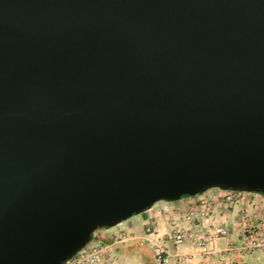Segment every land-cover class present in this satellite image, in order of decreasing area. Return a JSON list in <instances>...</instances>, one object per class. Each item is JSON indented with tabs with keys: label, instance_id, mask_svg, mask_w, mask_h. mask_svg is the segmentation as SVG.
<instances>
[{
	"label": "water",
	"instance_id": "1",
	"mask_svg": "<svg viewBox=\"0 0 264 264\" xmlns=\"http://www.w3.org/2000/svg\"><path fill=\"white\" fill-rule=\"evenodd\" d=\"M211 189L264 195V0H0V264Z\"/></svg>",
	"mask_w": 264,
	"mask_h": 264
},
{
	"label": "built area",
	"instance_id": "2",
	"mask_svg": "<svg viewBox=\"0 0 264 264\" xmlns=\"http://www.w3.org/2000/svg\"><path fill=\"white\" fill-rule=\"evenodd\" d=\"M212 190L214 189L194 197L184 198V200L194 199V201L187 205L181 211L182 213H179V210H174L169 214L171 218L168 224L169 230L163 232L160 240L157 235L158 232L152 224L144 226L143 237H135L124 229H118L111 234L112 241L110 244L103 245L98 240L91 239V237L82 249L62 264H111L108 258L109 247L131 242H136L139 246H142V244L148 246L156 264H166L171 258L180 262L184 260V257L201 260L202 264H236L237 262H227L225 256L218 253L225 250L257 251L264 243L261 245L255 244V238L258 237L259 240L264 241V235H261V233L259 235L258 233L253 234L244 227L237 234V246L220 250L222 241L228 240L232 235V226L231 222L226 221L227 215L230 213L229 209L217 210L218 208L214 203L220 197L222 202L231 206L239 202L242 194L249 193L216 189L221 192L219 196L211 194ZM182 245H187L190 252L185 254L176 253V248ZM172 249H174L173 253Z\"/></svg>",
	"mask_w": 264,
	"mask_h": 264
},
{
	"label": "rangeland",
	"instance_id": "3",
	"mask_svg": "<svg viewBox=\"0 0 264 264\" xmlns=\"http://www.w3.org/2000/svg\"><path fill=\"white\" fill-rule=\"evenodd\" d=\"M211 194L219 195L221 194L220 191L214 189L211 191ZM186 198V197H184ZM184 198H181V201H175V202H166L161 201L155 203L153 206L154 211L156 212L157 216L159 217V221L157 223H154V227L157 229V232L160 233L159 240L163 233L168 229V224L171 221V218L169 217V214L173 212L174 210H179V213H182L183 209L186 208L187 205H190L194 199H188L184 200ZM214 205L218 208L217 210L222 209H229L230 213L227 215L226 221L231 222L232 231L231 236L228 240L222 241L220 250L221 249H227L232 246L238 245L237 240V234L240 233L242 228L246 227L249 231H251L253 234L258 233V235L261 233V235H264V196L261 194L256 193H249V194H242L240 196V200L237 204L228 206L224 202L221 201L220 197H218L217 201L214 203ZM152 207V206H151ZM142 215L140 214L137 216H133L125 221V223L129 224L132 223V231L139 228L137 223H135L136 219L141 218ZM98 230V229H97ZM135 232V231H134ZM142 233V230L140 231ZM139 232V234H140ZM109 240V236L107 237ZM106 241V243H110L112 240ZM161 243V242H160ZM255 244H263V240H259L258 237L255 238ZM143 246V244H142ZM256 250V249H255ZM187 251H179L178 254H185ZM173 253V251H172ZM222 256H225V260L227 262L232 261L234 263L239 262H253L255 264H264V245H261L257 251L254 252H246V251H222V253H218ZM174 258H171V260L168 261L166 264H202L201 260L198 259H187L184 257V260L180 261H172ZM174 262V263H173ZM177 262V263H176Z\"/></svg>",
	"mask_w": 264,
	"mask_h": 264
},
{
	"label": "crops",
	"instance_id": "4",
	"mask_svg": "<svg viewBox=\"0 0 264 264\" xmlns=\"http://www.w3.org/2000/svg\"><path fill=\"white\" fill-rule=\"evenodd\" d=\"M181 201V200H179ZM155 206H152L150 209L145 211L144 215H142L141 218L136 219L135 223L139 226V228L132 231V223L129 224L125 223L123 221L122 223H119L118 225L112 227V228H105V229H98L93 233V236H91V239L98 240L103 245H108L110 243H106L108 240L107 237L111 239V234L116 232L118 229H124L128 233H131L135 237H143L144 235V226L146 224H152L157 223L159 221V217L157 216L156 212L153 210ZM142 230V233L140 232ZM157 231V229H155ZM140 232V234H139ZM163 233V232H161ZM158 237L160 233L157 234ZM156 235V236H157ZM109 239V240H110ZM108 240V241H109ZM174 251V249H172ZM179 251H187L185 253L190 252V248L187 245L178 246L175 250L176 253H179ZM141 253L147 254L151 257V259L147 262V264H156L152 258L151 252L149 250L148 246H139L136 242H131L128 244H115L111 245L109 247V254L108 258L111 264H144L142 262V255ZM144 259V258H143ZM171 260V259H170ZM174 261V259L172 260ZM174 263V262H173ZM236 264H255L251 261L249 262H243Z\"/></svg>",
	"mask_w": 264,
	"mask_h": 264
},
{
	"label": "trees",
	"instance_id": "5",
	"mask_svg": "<svg viewBox=\"0 0 264 264\" xmlns=\"http://www.w3.org/2000/svg\"><path fill=\"white\" fill-rule=\"evenodd\" d=\"M264 196V195H263ZM184 197H187V196H182L181 198H184ZM180 198V199H181ZM100 229H105V228H100ZM91 238V237H90ZM90 238H89V240H90ZM142 255H144L143 257H142V262L144 263V264H147V262L151 259V257L149 256V255H147V254H144V253H141ZM144 258V259H143Z\"/></svg>",
	"mask_w": 264,
	"mask_h": 264
}]
</instances>
